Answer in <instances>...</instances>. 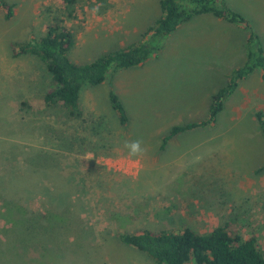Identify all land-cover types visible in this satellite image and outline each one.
<instances>
[{"label": "rangeland", "instance_id": "rangeland-1", "mask_svg": "<svg viewBox=\"0 0 264 264\" xmlns=\"http://www.w3.org/2000/svg\"><path fill=\"white\" fill-rule=\"evenodd\" d=\"M6 1L15 17L0 12V153H8L0 158V193L32 211L45 207V264H156L118 234L184 227L200 234L226 227L254 237L264 255V133L256 117L264 110V71L240 82L214 125L162 146L174 126L209 117L212 96L247 62V31L211 14L195 17L145 65L85 86L83 116L74 119L42 104L52 76L36 56L13 58L12 44L64 25L75 36L71 59L88 64L140 42L162 15L160 0ZM225 4L264 48V0ZM111 92L127 111L126 127ZM135 139L144 152L130 157L123 145ZM36 253L30 249L25 261Z\"/></svg>", "mask_w": 264, "mask_h": 264}, {"label": "trees", "instance_id": "trees-1", "mask_svg": "<svg viewBox=\"0 0 264 264\" xmlns=\"http://www.w3.org/2000/svg\"><path fill=\"white\" fill-rule=\"evenodd\" d=\"M65 1L70 5L77 3V0ZM160 5L161 17L143 34L140 42L107 53L91 63L78 64L71 59L75 36L60 24L49 26L46 35L40 38L12 44V56L15 59L24 55L38 57L52 76L51 89L43 96L42 104L61 106L71 118L78 119L83 116L81 93L85 86L103 84L111 71L117 73L145 65L160 54L164 41L195 17L211 14L247 31V62L212 96L209 117L199 123L174 126L162 139V146L166 147L169 141L184 132L217 122L226 101L239 89L240 82L256 70L264 71V48L248 21L229 9L225 0H160ZM14 9V4L0 0V12L6 20L15 17ZM110 103L120 125L126 127L129 123L127 111L114 92L110 94ZM22 105L31 108L26 103ZM256 117L264 133V110L257 112ZM6 154L0 153V158L4 159ZM23 202L25 200L0 193V221L4 222L0 230V255L15 258L14 263L4 259L0 264H45V228L50 219L45 207L42 211H32ZM118 238L125 246L146 254L156 264H264V255L254 237L244 240L226 227H218L209 234H200L191 227L160 231L142 229L137 233L120 232ZM30 249L37 253L25 261L24 256Z\"/></svg>", "mask_w": 264, "mask_h": 264}, {"label": "clouds", "instance_id": "clouds-1", "mask_svg": "<svg viewBox=\"0 0 264 264\" xmlns=\"http://www.w3.org/2000/svg\"><path fill=\"white\" fill-rule=\"evenodd\" d=\"M123 147L127 149L130 157H139L144 152L143 141L140 139L126 140Z\"/></svg>", "mask_w": 264, "mask_h": 264}]
</instances>
